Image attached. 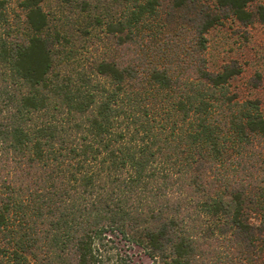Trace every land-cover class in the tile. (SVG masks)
<instances>
[{"label":"trees","instance_id":"obj_1","mask_svg":"<svg viewBox=\"0 0 264 264\" xmlns=\"http://www.w3.org/2000/svg\"><path fill=\"white\" fill-rule=\"evenodd\" d=\"M11 1L0 264H130L117 242L154 264H264V114L204 55L224 14L264 23V2Z\"/></svg>","mask_w":264,"mask_h":264},{"label":"rangeland","instance_id":"obj_2","mask_svg":"<svg viewBox=\"0 0 264 264\" xmlns=\"http://www.w3.org/2000/svg\"><path fill=\"white\" fill-rule=\"evenodd\" d=\"M77 1L44 0L42 6L51 14L67 17L73 16L72 6ZM203 1L210 5L214 3V0ZM15 2L11 1L10 6L17 10ZM262 2L264 0H254L251 7ZM205 36L204 55L209 71L215 73L225 67L239 69L225 84L226 91L238 101L257 100L264 114V23L253 20L244 24L233 15L224 14ZM114 246L119 253L127 256L130 264H154L152 258L136 246L129 247L123 242H117Z\"/></svg>","mask_w":264,"mask_h":264}]
</instances>
